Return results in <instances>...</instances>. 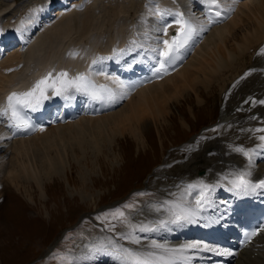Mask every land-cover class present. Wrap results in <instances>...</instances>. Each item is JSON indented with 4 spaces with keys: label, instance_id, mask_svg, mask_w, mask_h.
<instances>
[{
    "label": "bare ground",
    "instance_id": "obj_1",
    "mask_svg": "<svg viewBox=\"0 0 264 264\" xmlns=\"http://www.w3.org/2000/svg\"><path fill=\"white\" fill-rule=\"evenodd\" d=\"M42 1L44 2V0ZM42 1L28 2V7L31 5V7L34 6V9H38L39 4ZM63 1L64 0L57 2L59 5H62ZM66 1L67 4H72V8H62V10L68 11H62V14L59 12L60 14L55 19V15H52V13L45 16L39 30L40 32H45L40 37H38L40 32H37L33 39L28 42L29 45L30 42H34L37 39L33 46L23 54L17 52L11 53L9 57L5 58L0 63V92H3L0 95L6 93L11 80L23 70V68H19L20 63L27 60L28 57L37 50L49 54L53 51L55 46L59 44L58 50L63 53V51L73 43L72 45L78 44L81 51H83L84 48H88L89 50L87 51L91 53V58L94 57V59H96L97 57H112L114 49L128 48L123 46L124 39L122 42H118V38L125 35L132 37L133 40H136L135 37L139 36L137 42H142L144 49L155 47L156 44L154 43V39L156 37H159L161 40H169L166 34L163 36L161 33L163 32L162 29L166 27L167 24L172 23V18L166 17L161 21L157 20L154 16L149 15L148 8L146 7L148 0H83L81 4L86 7L83 11L82 6L75 8V5L78 4L77 2H71L70 0ZM221 1L226 9H231L230 11L232 15L220 25L213 26L212 28L203 31L190 47L189 51L191 54L186 57L184 63L176 68L173 73L159 81L150 84H135L133 83L134 80L125 74L127 71L121 70L120 72H115L109 68L112 63H116L129 52L112 59L98 61L96 64H93L91 69L85 65L86 63L83 65L70 59H67L66 62L59 59V71L66 70L69 73V77H73L82 72H91V76H93L97 82L105 81L110 77H114L113 82L117 84L116 90L119 94L118 97L122 98L117 100L114 108L107 111H100L97 115L89 113L85 115L83 108L82 116L73 122L49 127L29 138L0 140V197L7 184L16 190H20L19 187L23 182L29 183L30 181L34 182L36 187L40 190L39 193L41 196L45 197L44 185L46 180L50 181L56 176L57 179L68 181L66 167L71 168L72 164L70 163V157L67 153V146L69 149H72L70 150L72 151V154L75 150L81 151V154L79 155L74 153L76 154V159L73 160L78 161L77 163L84 160L85 163L84 166H82L87 168L88 161L86 158V152L90 148L88 149V147L85 146L87 142L84 139V135L91 137L93 142L87 138L90 140V144L89 142L88 144L91 145L92 142L93 149L95 150L93 151L94 153L97 152L96 155L94 154L92 161L100 164L103 156L98 154V152L104 147L107 148V146H110L112 149V145L115 142L114 139L117 136L120 137L126 134L129 137H132L137 144L144 145L145 131L151 124L155 125L167 121L166 117L168 113L171 112L170 109V111L167 110L170 106L169 103L174 100L176 101V99L178 100L180 96L183 97L187 90L196 93L198 87L209 90L211 85H219L221 90L223 88L226 90L230 84L235 83L236 77L240 72L245 71L248 67L259 66L264 70V58L257 64L248 65L249 63H253L252 61H255L254 57L251 58L252 53L258 52L264 48V0H235L234 3L233 0ZM180 2L185 3L183 8L179 7ZM197 2L198 0H157V5H153V7L159 6L172 8L173 10L178 9L185 13L186 17L191 16L196 18V14H194L193 11L195 3ZM13 4L14 0H0V14H3L5 9L8 10L7 13L0 17L1 20L4 19L6 22L11 21L7 20V15H9L8 13ZM41 9L42 11H40V13L46 14L47 8ZM34 21H36L35 18L33 22ZM50 21L52 22L49 23ZM173 26L177 31L179 25L173 24ZM133 31H135V33ZM144 34H147L150 38L146 40ZM129 45H131L130 42ZM159 46L161 49H164L162 43ZM141 50L142 49L139 51ZM151 55V53H148L150 59H152ZM262 55L264 56V54ZM146 60L151 67V60ZM17 69L20 70L17 72ZM94 72L98 73V75ZM28 76L33 81L37 80V77L33 76V74H29ZM252 78H254V80ZM247 79L248 81L249 79H252V81L250 80L249 82L253 86L245 90L247 91L246 97L249 96L254 99L260 97V99H264V72H261L257 77L252 75ZM258 81L259 83L257 85ZM123 83L128 85L125 89L121 87ZM20 88L22 87H18L17 89ZM183 98H185V96ZM86 99L80 100V103H86V106L90 103L89 99L87 102H84ZM242 100L244 101V98H242ZM252 103L253 102L250 101L247 105ZM94 105L95 104L92 103V106ZM87 108L88 107L86 106V109ZM245 109L247 110L249 107L247 106ZM258 112L260 113V116L264 115V110ZM221 115L223 116V119L227 118L226 123L234 120V118H231L232 116L230 117V114L228 115V112L226 111H222ZM254 122L255 124H258L262 122V120L257 117L254 119ZM259 128H264V125H261ZM260 135H264V132H256V138H254V141L260 142L258 139ZM0 136H9L2 131L1 126ZM222 139L224 140L223 137ZM226 139L233 138L231 136V138ZM100 142L108 144L101 145ZM218 142L217 139H215L212 141V147L210 146V149L217 150L219 155L216 158L217 160H222V163L226 167L238 164L239 166H244V169L246 168L247 162H244L242 158L232 150L233 148L231 146H225V144ZM57 147H62V149L60 148L61 150H57ZM37 150L45 152L42 157H46V159L42 158L41 160L39 158V161L41 160V164L39 163L40 165L36 163L34 165L25 159L30 152L35 153ZM52 150L54 153L50 154L49 151ZM196 157H198L197 162L194 161L190 165L194 170L204 169L208 166L207 160L199 155L195 156L194 159ZM259 157H261V155L254 156L253 161ZM217 162L215 161V166L219 169L221 166ZM251 173L252 175L250 178L252 179H264V166H251ZM213 174L214 173H212V175ZM82 178L84 180V177ZM234 178V176H231L229 181ZM217 193L218 191L214 189L211 198L214 201L212 206H216L215 208H217L219 212L223 210L224 207L229 209V205H234L238 208L241 207L242 202L240 199H236V193L229 195L231 197L227 199H218ZM27 195L28 199L32 201L30 194L27 193ZM166 217V212H155L150 209L147 211V214L140 217V220L147 223L149 221L164 219ZM227 221L228 223H226V225L229 226L231 220ZM202 225L203 223L200 224V226H198L197 223H193V225H184L186 228L194 230L188 236H191V242L186 244L209 241V238L206 235H200L195 232V230L201 228ZM171 227V231L149 234V238L156 240L163 239L164 241L165 239L180 237V227ZM221 232H223L222 229ZM94 245L96 244H92L91 246ZM262 247H264V244ZM262 250L263 249L260 248L256 252L254 246H243L239 250L236 263L264 264V260L261 256L264 255V251L261 252ZM86 251L87 248H83L77 257L84 255ZM224 253H229V250L228 252L221 251L216 256L212 257V259L209 257L206 259L207 261H214L218 256L224 257L227 255ZM106 258L107 257L105 256H97L91 262L82 261V263L96 264L102 262V260ZM207 261H202L199 264L210 263Z\"/></svg>",
    "mask_w": 264,
    "mask_h": 264
},
{
    "label": "rangeland",
    "instance_id": "obj_2",
    "mask_svg": "<svg viewBox=\"0 0 264 264\" xmlns=\"http://www.w3.org/2000/svg\"><path fill=\"white\" fill-rule=\"evenodd\" d=\"M29 1H19L15 8H22V5ZM262 56L258 62L262 61L264 58ZM254 76L257 77V75ZM240 86V89H248L245 84ZM224 90L225 88L221 90L219 85H211L209 90L198 87V97L204 96L198 98V102L195 92L187 90L184 94L185 98L180 96L178 100L169 103L167 110L171 112L166 117L167 121L151 124L145 131L144 145L137 144L132 137L126 134L117 136L112 149L107 146L98 152L103 156L100 164L92 161L97 152L94 153L91 137L84 135L87 144L88 142L90 144V140L92 141L91 145L85 144L88 149L90 148L86 152L87 168L83 167L84 160L79 163L73 160L76 159V154H81V151L75 150L73 154H76L73 155L70 151L72 149L67 146V153L72 164L71 168L66 167L68 181L57 179L56 176L50 181L46 180L45 197L41 196L40 190L32 181L23 182L19 187L20 190L7 184L3 193L9 195L8 200L0 202V264H63L66 254L77 257L83 248L105 242L108 238L115 239L116 233L124 231L119 223H116L111 216L106 218L105 214L122 208L125 204H135L137 207L131 210V219L133 223H138L142 221L140 217L147 214L148 210L159 206V204H154L157 203L155 200L162 202L163 199L171 198V194L175 193L172 190L173 182L179 181L180 178H196V174L203 169L194 170L190 166L194 161L197 162L198 157L194 159L195 156L199 155L207 160L208 166L204 168L206 171L215 167V161L221 164V160L216 159L218 152L210 149L212 141L241 133L239 132L241 128L237 126H242L246 122L245 114L234 111L232 116L240 114V119L243 120L241 122L236 118L238 122L236 127L232 128L230 123H216L219 122L220 117L223 119L222 107L224 106L226 112H229L231 108L229 110L226 106L230 107V104L233 105L235 102L236 92H232L233 87H230L228 91ZM246 92H243L242 98L244 99ZM252 100L255 99L252 98ZM250 105L242 104V109ZM228 133L230 135H227ZM193 134L196 136L191 139L190 136ZM243 137L239 140L250 144L249 136ZM220 139H217L219 143H227ZM100 144L107 145L108 143L100 142ZM57 148V150L62 149V147ZM43 153L45 152L42 150H37L35 153L30 152L25 159L34 165L39 164L42 158L46 159L42 157ZM49 153L53 154L54 151H49ZM259 166H264V163ZM210 172L214 173L218 170ZM135 187L142 188L135 189L127 199H118ZM24 189L30 194L32 201L28 199ZM168 190L172 192L169 193ZM139 193L143 195H137ZM120 201V204L111 208ZM103 206H106L107 210L95 213ZM106 224L116 226L112 231H108L105 228ZM66 231L68 232L64 234ZM57 239L59 241L55 244L53 253L50 256L39 258ZM119 243L126 247H140V245H130L127 241H119ZM147 243V240H142V245Z\"/></svg>",
    "mask_w": 264,
    "mask_h": 264
},
{
    "label": "snow or ice",
    "instance_id": "obj_3",
    "mask_svg": "<svg viewBox=\"0 0 264 264\" xmlns=\"http://www.w3.org/2000/svg\"><path fill=\"white\" fill-rule=\"evenodd\" d=\"M198 2L204 6L205 15L208 17L207 23L212 24L216 22L212 19V15L214 9H220L219 0H198ZM234 2L235 0H233ZM153 5H157V0H148L146 7L148 8L149 15L161 21L166 17L172 18V23L167 24L162 29L165 34H167L168 29L173 24L179 25L177 34L172 37L171 43L167 39L161 40L159 37H156L154 39L156 46L144 49L142 42L133 40L130 44L134 45V47L130 46L126 49L119 50L114 49L112 57H97L92 61V64H96L98 61L112 59L130 51H136L137 48L143 49L145 53H151V58L157 61L159 66L154 68L156 75L166 73L169 66H174L180 61L183 53L189 50L196 38L205 31V27L197 18L191 16L186 17V14L178 9L173 10L172 8L159 6L153 7ZM226 10L230 11L231 9ZM38 11H42V9L31 10L29 17L21 21V30L25 23L31 22V19L34 18ZM222 11L224 10H216L214 12L215 17H221ZM144 38L147 40L150 37L144 34ZM161 43L164 45V49L160 48L159 45ZM73 55L75 54L73 53ZM91 67L92 65H89V69ZM57 84L59 87H56ZM51 89H55L52 91V95L65 96L66 99L71 98L65 95L70 90L89 96L93 100L110 104H115L119 98H122L111 93L105 85L97 86L94 84L91 79V72H82L73 77H69V73L66 70L58 72L49 71L37 79L28 90L11 92L7 95L5 105L0 108V117L7 118V128L12 131L13 136L20 131L34 130L26 118V112L37 111L43 102L50 98L47 93ZM105 93H107V96H105ZM249 100L257 103L252 98H249ZM248 102L245 101V103ZM258 103L264 104V100H260ZM242 131H249L255 134L256 132H264V128L242 129ZM11 138L12 136H0V140ZM258 139L260 143L254 148L246 149L244 146H236L232 149L234 152L242 154L247 161L245 169L232 173L235 178L230 182V191H234L238 196H247L258 191L264 192V179L258 181L250 179L252 175L251 166L253 157L264 155V135H260ZM196 187H201V191L194 204L184 200V194L182 192L179 196V202L163 201L159 207L151 209V211L155 212H166L167 217L164 219L149 221L147 223L144 221L133 223L131 210L137 207L135 204H125L122 208L114 209L105 214L106 218L107 216H111L116 223H119L124 228V231L116 233L115 239L108 238L105 242L88 247L86 253L80 257L66 254L63 264H82V261L91 262L97 256L109 258L112 264H191L195 255L200 251L216 252L217 249L209 248L207 244L201 246L198 243H189L182 246H172L149 238V234L171 231V226L182 227L185 224L197 223L202 213L212 207L214 201L211 198V192L215 186L204 184L203 182H200V185H188L189 190ZM137 195H143V193ZM171 195L175 196V194ZM209 221H211V217H209ZM115 226V224H106L105 228L108 231H112ZM254 235H256V232L251 233L248 238L251 239V236ZM142 240H147L148 243L142 245ZM119 241H127L130 245H140V247H126L124 244L119 243ZM224 254L231 255L232 253Z\"/></svg>",
    "mask_w": 264,
    "mask_h": 264
}]
</instances>
